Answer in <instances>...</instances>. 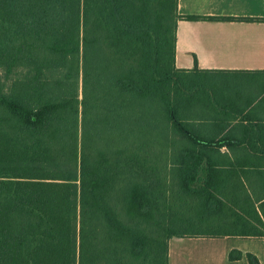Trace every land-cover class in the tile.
I'll list each match as a JSON object with an SVG mask.
<instances>
[{
  "label": "trees",
  "instance_id": "obj_1",
  "mask_svg": "<svg viewBox=\"0 0 264 264\" xmlns=\"http://www.w3.org/2000/svg\"><path fill=\"white\" fill-rule=\"evenodd\" d=\"M177 3L0 0V264L264 236V70L177 68Z\"/></svg>",
  "mask_w": 264,
  "mask_h": 264
},
{
  "label": "crops",
  "instance_id": "obj_2",
  "mask_svg": "<svg viewBox=\"0 0 264 264\" xmlns=\"http://www.w3.org/2000/svg\"><path fill=\"white\" fill-rule=\"evenodd\" d=\"M177 10L200 17L177 22V68L264 70V0H178ZM250 110L252 119L264 121V103ZM234 250L242 256L230 260ZM248 254L264 264V236L172 237L168 242V264H249Z\"/></svg>",
  "mask_w": 264,
  "mask_h": 264
}]
</instances>
